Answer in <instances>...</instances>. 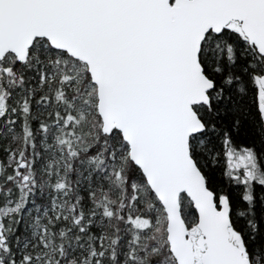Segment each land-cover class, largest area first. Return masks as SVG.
<instances>
[{"label":"snow or ice","instance_id":"6c2138e0","mask_svg":"<svg viewBox=\"0 0 264 264\" xmlns=\"http://www.w3.org/2000/svg\"><path fill=\"white\" fill-rule=\"evenodd\" d=\"M0 264H264V0H0Z\"/></svg>","mask_w":264,"mask_h":264}]
</instances>
